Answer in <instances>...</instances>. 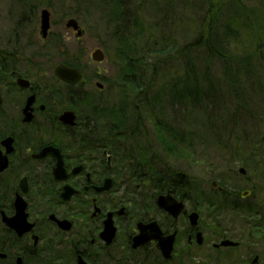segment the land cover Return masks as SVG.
Returning <instances> with one entry per match:
<instances>
[{
    "label": "flooded vegetation",
    "instance_id": "flooded-vegetation-1",
    "mask_svg": "<svg viewBox=\"0 0 264 264\" xmlns=\"http://www.w3.org/2000/svg\"><path fill=\"white\" fill-rule=\"evenodd\" d=\"M23 53L0 52V264H264L263 164L238 159L210 197L187 178L135 187L86 118L59 120L80 86Z\"/></svg>",
    "mask_w": 264,
    "mask_h": 264
},
{
    "label": "rangeland",
    "instance_id": "rangeland-1",
    "mask_svg": "<svg viewBox=\"0 0 264 264\" xmlns=\"http://www.w3.org/2000/svg\"><path fill=\"white\" fill-rule=\"evenodd\" d=\"M243 1L246 2V7L240 6L237 1L226 3L219 15L220 20H227L232 25L237 22L243 23L238 37L240 48L255 44L258 39L254 37L255 32L258 31L257 21H261L264 14L255 7L258 0ZM109 2L110 0H0V50L24 51L23 58L32 52L29 60L35 61L44 70H52L60 62H73L75 64L73 66L82 73L83 79L79 85L81 90L90 94L96 102L120 98L119 88L111 83L116 78V66L108 59L96 63L90 58L94 48L102 47L104 44L112 46L115 39L114 28L108 26L105 18L106 11L110 8ZM121 2H124L125 10L130 12L128 18L132 15L139 16L148 24L159 23L160 18L165 20V24L156 29L157 33L153 31L151 35V28L148 29L150 33H144V42L146 37L153 36L152 42L163 35L166 39H171L169 42L174 40L177 43H184L194 36L199 17L206 13L207 9L204 0H171V2L121 0ZM156 2L159 7L151 5ZM167 5H170V9ZM43 7L49 9L51 22L49 33L45 38L40 37L38 32L39 15ZM69 18H74L81 26L83 30L81 37L77 38L74 32L65 27V22ZM229 49L231 50L232 46H229ZM251 50V47H244L242 52H251ZM191 57L194 58L193 54ZM229 59L228 64L234 67L237 59L234 56ZM243 65L247 64L243 63ZM203 66L200 64L201 69ZM208 67L209 79L213 85H216L215 88L222 90L219 102L217 100V104L216 102L208 104L209 107L206 103H202L204 108L207 107L206 111L201 109L200 112L192 113L188 117L179 113L176 116L174 113L173 118H140L145 132L140 133L139 141L142 146L146 141L152 140L153 146L157 145V131L152 127V121L157 123L164 119V124L174 129L181 140L180 143L175 141L177 150L178 147L181 149L180 154L168 159L160 155L155 147L151 148V156L153 153L159 154L165 166L189 180H194L193 184L204 186L205 195L210 197L208 182L212 178L232 182L234 171L232 168L234 165L238 166V159L244 158L245 161L248 158L250 164L264 165V97H258L257 89L258 86L264 89V71L255 78L251 75L250 83L242 82L244 87H241L245 88V100L249 102L245 108L238 105L239 102L233 94H226L228 87L224 84L221 74L220 60L210 61ZM161 71L173 75L178 73L175 67H163ZM97 83L102 84V87L99 88ZM125 94L126 92L123 97ZM134 104L137 107L136 111H141L140 103L136 101ZM169 111L171 112V109ZM147 113L148 110L145 114ZM144 133L149 136L148 139L144 137ZM122 178L128 179L126 176ZM148 181L143 180L134 185L148 189ZM143 193L146 194V190ZM219 205L220 209L228 210L227 201L219 202Z\"/></svg>",
    "mask_w": 264,
    "mask_h": 264
},
{
    "label": "trees",
    "instance_id": "trees-1",
    "mask_svg": "<svg viewBox=\"0 0 264 264\" xmlns=\"http://www.w3.org/2000/svg\"><path fill=\"white\" fill-rule=\"evenodd\" d=\"M204 1L206 13L199 17L194 36L184 43H177L174 40L169 42L171 39H166L163 35L152 42L153 36L146 37L144 42V33H150L148 29L151 28L152 35L153 31L156 32V29L165 24V20L160 18L159 23L148 24L139 16L132 15L128 18L130 12L125 10L124 2L110 0L105 18L108 26L114 28L115 39L112 46L104 44L102 48L106 59L116 66V78L111 83L119 88L122 97L96 102L90 94L81 92L79 104L74 109L78 118H87L89 126L85 130L90 131V134L85 138L90 140L92 151L101 153L105 150L112 156L114 173L122 165L123 176L133 181L186 178L165 166L159 156L162 154L170 159L171 156L180 154L181 149L178 147L177 150L175 141L180 143L181 140L175 130L164 124V119L157 123L152 121V127L157 131V145L153 146V140L148 142L145 139L146 143L142 146L139 136L145 129L140 118H173L174 113L176 116L179 113L188 117L201 109L206 111L211 103L215 104L214 100L221 97L222 90L215 88L216 85L209 79L207 71L210 61L220 60L224 84L236 97L239 105L245 108L248 106L242 82L250 83L251 75L255 78L264 71V14L263 19L257 21L258 31L254 37L258 39L255 44L240 48L238 37L243 23L232 25L227 20H220L219 15L228 2L237 1L243 7L247 6L246 2ZM151 5L159 7L157 2ZM167 7L170 9V5ZM255 7L264 13V0H258ZM229 46H232L231 50ZM244 47H251V52L243 53ZM192 54L194 58L191 57ZM233 56L237 59V64L231 67L228 61ZM65 63L72 66L74 64ZM200 64L204 65L202 69ZM163 67H175L178 73L167 74L161 71ZM257 89L258 97L264 96V89L260 86ZM228 90L225 91L226 94L229 93ZM124 92L126 94L123 97ZM136 101L140 103L141 111H136L137 107L133 105ZM202 103H206L207 107L204 108ZM147 110L148 113L145 114ZM144 137L149 138L146 133ZM155 147L159 154L153 153L151 156V148ZM156 187L161 188L163 185Z\"/></svg>",
    "mask_w": 264,
    "mask_h": 264
},
{
    "label": "water",
    "instance_id": "water-1",
    "mask_svg": "<svg viewBox=\"0 0 264 264\" xmlns=\"http://www.w3.org/2000/svg\"><path fill=\"white\" fill-rule=\"evenodd\" d=\"M65 26L67 28L72 27L73 29L77 30V33H76L77 35L80 34V30L78 29L77 22L74 19H72V18L68 19L65 22ZM48 28H49V12L46 9H42L40 12V32H41L42 37L46 36ZM90 57L95 62H101L104 59V53L101 49L97 48V49L92 51ZM54 74L60 80L66 82V83H70V84H75L81 79V73L76 68L71 67V66H67L63 63H58L54 67ZM75 118H76L75 114L70 110L64 111L59 116V120L62 123L69 124V125L74 124ZM50 151H52V148L46 147L45 150L43 151V153L50 152ZM58 163H60V165L62 166V164H61L62 161L60 160V158H59ZM77 170H78V168L73 170V171H77ZM105 188H107V186L105 184L103 186L97 187L98 190H102ZM166 199H167V196H163V195L159 196L158 200H157L158 205L161 207H165V200ZM81 263L83 264L82 260H81Z\"/></svg>",
    "mask_w": 264,
    "mask_h": 264
}]
</instances>
